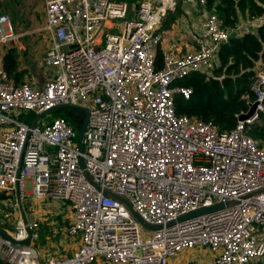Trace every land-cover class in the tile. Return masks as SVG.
<instances>
[{
  "label": "built area",
  "instance_id": "1",
  "mask_svg": "<svg viewBox=\"0 0 264 264\" xmlns=\"http://www.w3.org/2000/svg\"><path fill=\"white\" fill-rule=\"evenodd\" d=\"M19 1H41L42 62L50 79L41 87L16 84L0 57V200L17 210L18 196L63 202L74 215L65 237L80 243L72 257L43 258L35 246L40 219L26 216L28 229L19 211L15 231L9 238L0 234V264H169L195 249L213 253V264L263 260L264 148L247 127L264 126V68L250 87L255 100L242 113L257 102L255 115L230 131L175 109L176 96L193 95L182 80L201 75L224 82L215 72L220 51L242 28L225 26L209 11V0ZM189 8L198 16H184L172 33L180 28L192 51L183 53L176 40L164 49V24ZM262 25L264 16L255 18L247 32ZM19 36L1 14L0 47ZM68 103L88 110L84 152L78 127L65 119L49 113L35 127V119H21ZM104 190L161 229H145ZM220 204L224 208L178 221Z\"/></svg>",
  "mask_w": 264,
  "mask_h": 264
},
{
  "label": "trees",
  "instance_id": "2",
  "mask_svg": "<svg viewBox=\"0 0 264 264\" xmlns=\"http://www.w3.org/2000/svg\"><path fill=\"white\" fill-rule=\"evenodd\" d=\"M208 9L216 13L225 26L233 28L242 20L240 15L244 19L263 17L264 0H209ZM172 16L174 14L170 15L169 18ZM160 56L161 53L159 52V59ZM219 61L220 65L215 72L225 75L224 82L222 84L218 82L207 83L201 75H193L182 80V85L193 89V95L189 100L176 96L175 109L178 116L186 115L205 122H212L221 132H227L237 125L236 114L242 110L246 112L248 102L255 100L250 87L256 71L264 68V25L258 27L253 34L247 33L241 37L233 36L222 47ZM2 65L9 79L14 80L16 84L24 82L25 72L19 69L18 54L15 50H9L3 56ZM245 96L248 97L247 100H244ZM57 118H63L68 123L78 127L76 114H71L69 110L53 112L50 119ZM21 119L32 123L35 116L32 114L24 115ZM247 133L255 140L264 143V127L248 126ZM47 225L49 226L45 228ZM53 225V222L45 225L40 223V237L35 242L36 248L42 249L41 246L45 244V241H48L46 238L53 236L54 231L50 230L54 227ZM60 227H62V223ZM253 264H264V259Z\"/></svg>",
  "mask_w": 264,
  "mask_h": 264
},
{
  "label": "rangeland",
  "instance_id": "3",
  "mask_svg": "<svg viewBox=\"0 0 264 264\" xmlns=\"http://www.w3.org/2000/svg\"><path fill=\"white\" fill-rule=\"evenodd\" d=\"M37 4V3H36ZM36 4H20V5H5L0 2V15H8L11 19L12 28L17 34H23L28 28L32 25L36 26L41 23V16L32 17L30 16L36 7ZM15 7V8H14ZM182 13L180 11L176 12L174 16L169 18V20L164 24L163 31H170L174 26H177V22L180 21ZM242 19L237 26L233 28H242L244 34L255 33L257 30L251 29V31L246 27V24L253 19ZM36 24V25H34ZM171 42V41H170ZM47 45V43H46ZM207 83V80L204 79ZM248 97L245 96L244 100H247ZM69 110L71 114H76V118L79 119L78 111L72 109ZM245 111H241L236 114V117L239 121V116ZM51 117L53 113L50 114ZM258 127H264L262 125H256ZM253 138V137H252ZM254 139V138H253ZM255 140V139H254ZM262 148H264V143L259 140H255ZM25 215L27 217H34L40 219L41 224H51L54 223V227L50 228L53 230V236L49 237V241H45L43 244L42 251L46 255L56 256V257H72L76 249L79 247V239H69L65 237V233L69 225L73 222V211L71 208L64 207L63 202L55 201H41L29 198L26 201L22 202ZM9 202L7 199L0 200V229L4 230L7 233H12L15 231L17 221L19 220L21 210L15 208H9ZM61 217V218H60ZM53 220V221H52ZM62 223V227L60 224ZM49 225L45 226L48 227ZM51 227V225H50ZM55 228V230H54ZM65 231V232H64ZM47 234V232H46ZM213 253L206 249H195L192 251H187L178 255L177 257L171 259L169 264H210L212 260ZM264 259V258H263Z\"/></svg>",
  "mask_w": 264,
  "mask_h": 264
},
{
  "label": "crops",
  "instance_id": "4",
  "mask_svg": "<svg viewBox=\"0 0 264 264\" xmlns=\"http://www.w3.org/2000/svg\"><path fill=\"white\" fill-rule=\"evenodd\" d=\"M0 2L4 3L5 5L11 6V5H20V4H36V7L34 8L32 14L30 16L37 17L41 16V23L34 24L36 26H31L26 30L23 34H20L19 38H17L14 42L7 43L0 47V57L3 58L4 55L7 54L9 50H15L18 54V62H19V69L21 71L25 72L24 81L30 82L31 84L35 86H43L49 79L50 74L48 72V69H46L43 65V57L45 55V49L47 47L45 42V33H42L40 30V27L44 23V15L42 13V4L41 1L38 2H22L19 0H0ZM15 8V7H14ZM195 9L189 8V10L184 11L182 13V18L184 16H187L189 20L195 19L198 15L197 12H195ZM184 14V15H183ZM180 19V20H181ZM11 20V19H10ZM169 20V19H168ZM167 20V21H168ZM177 30V27L175 28ZM172 33V30L170 31H164L167 34V40L163 48L167 49L169 46L171 40L180 41V47L182 49L183 53L190 52L193 49V46L189 42V37L187 35L183 36L180 28H178V34L177 32ZM49 241V237L46 238ZM41 250L43 258L49 257V255H46L44 251ZM215 256H212V260L210 264H213ZM93 264H107L103 261H96Z\"/></svg>",
  "mask_w": 264,
  "mask_h": 264
},
{
  "label": "water",
  "instance_id": "5",
  "mask_svg": "<svg viewBox=\"0 0 264 264\" xmlns=\"http://www.w3.org/2000/svg\"><path fill=\"white\" fill-rule=\"evenodd\" d=\"M257 105H258L257 102L251 104L248 113L247 114H241L240 117H239V121L243 122V121H246L249 118H252L255 115ZM66 109H72V110L78 111V115H79V119H78V134H79L78 143H79L80 151L84 152L83 137H84V133H85V130H86V127H87V123H88V110L86 108L82 107V106L71 104V103L57 106V107H55V108H53V109H51L49 111H46V112H44L42 114H38L36 116L34 122L32 123L31 127H35L36 124L38 123V121L40 119H42L44 116H46L47 114L55 112L57 110H66ZM82 166L84 167L83 164H82ZM86 175H88L87 172H86ZM88 179L90 181H92V179H91V177L89 175H88ZM97 188L100 189L99 186H97ZM104 194L108 198H111V199H114V200H117V201H120V202L124 203L128 207V209L130 210V212L132 213L133 217L145 229H148L150 231H156V230L161 229V226L151 225V224L145 222L140 217V215L136 212V210L134 209L133 205L128 200H126L125 198H123L121 196H118V195H116V194H114V193H112V192H110L108 190H104ZM18 204H19V208H20L21 213H22V217H23L24 223L26 224V227L29 229V225H28V221L26 219V215H25V212H24L22 201L19 198V196H18ZM224 206L225 205L220 204V205H217V206H214V207H211V208H205V209L190 213L188 215H185V216L179 218L178 221L179 222L185 221L187 219L194 218L196 216H199V215H202V214H205V213L216 211V210L224 208ZM173 224L174 223H171L170 225H173ZM0 234H2V236L6 237V238H9V236L4 231H2L1 229H0ZM30 239H31V237H29L24 243H29Z\"/></svg>",
  "mask_w": 264,
  "mask_h": 264
}]
</instances>
